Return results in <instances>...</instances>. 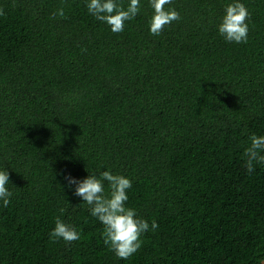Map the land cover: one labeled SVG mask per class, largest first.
Returning a JSON list of instances; mask_svg holds the SVG:
<instances>
[{"label":"trees","instance_id":"16d2710c","mask_svg":"<svg viewBox=\"0 0 264 264\" xmlns=\"http://www.w3.org/2000/svg\"><path fill=\"white\" fill-rule=\"evenodd\" d=\"M87 2L0 0V264H261L264 164L249 175L243 153L264 135V0H241L247 43L218 32L232 0H172L159 36L149 0L121 33ZM87 170L132 181L150 230L126 260L68 186ZM58 215L79 240L49 239Z\"/></svg>","mask_w":264,"mask_h":264},{"label":"clouds","instance_id":"9594fccd","mask_svg":"<svg viewBox=\"0 0 264 264\" xmlns=\"http://www.w3.org/2000/svg\"><path fill=\"white\" fill-rule=\"evenodd\" d=\"M153 14L149 20V32L159 36L174 21L181 19L180 13L170 5L172 0H149ZM87 11L95 19L106 23L114 33L124 31L125 22L133 20L141 10L140 0H128L127 5L121 0H88ZM0 15H4L0 10ZM55 16L65 17L63 7L57 9ZM250 12L241 0H232L225 6L224 15L217 25L218 32L228 42L247 43ZM250 143L245 148L244 166L250 175L257 164H264V135L251 134ZM88 171V170H87ZM68 186L75 184L74 195L81 198L88 206L90 214L102 225L103 243L118 258L126 260L134 255L143 244L142 235L150 230L149 222L138 215L135 208L127 206V191L132 186L130 178L111 170L88 171L87 177L77 180L67 177ZM107 182V185L106 183ZM9 174L5 168L0 169V201L7 207L12 192L8 189ZM63 214L65 209L61 208ZM158 228L155 220L151 222V230ZM52 242L63 240L71 243L80 239L77 228L63 220L61 216L54 218V227L49 232Z\"/></svg>","mask_w":264,"mask_h":264},{"label":"water","instance_id":"95a60500","mask_svg":"<svg viewBox=\"0 0 264 264\" xmlns=\"http://www.w3.org/2000/svg\"><path fill=\"white\" fill-rule=\"evenodd\" d=\"M261 264H264V260L261 261Z\"/></svg>","mask_w":264,"mask_h":264}]
</instances>
